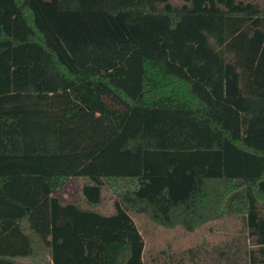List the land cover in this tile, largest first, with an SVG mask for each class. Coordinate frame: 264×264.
Returning <instances> with one entry per match:
<instances>
[{
	"label": "trees",
	"instance_id": "obj_1",
	"mask_svg": "<svg viewBox=\"0 0 264 264\" xmlns=\"http://www.w3.org/2000/svg\"><path fill=\"white\" fill-rule=\"evenodd\" d=\"M133 214L264 264V0H0V264H146Z\"/></svg>",
	"mask_w": 264,
	"mask_h": 264
},
{
	"label": "rangeland",
	"instance_id": "obj_2",
	"mask_svg": "<svg viewBox=\"0 0 264 264\" xmlns=\"http://www.w3.org/2000/svg\"><path fill=\"white\" fill-rule=\"evenodd\" d=\"M81 184V179L72 178L58 194L64 202H75L81 196ZM115 199L110 191H104L100 209L112 212ZM133 218L145 239L146 264H248L246 252L253 240L241 218L225 217L193 232L181 227L166 228L146 215L133 214ZM22 262L32 264L33 260Z\"/></svg>",
	"mask_w": 264,
	"mask_h": 264
},
{
	"label": "crops",
	"instance_id": "obj_3",
	"mask_svg": "<svg viewBox=\"0 0 264 264\" xmlns=\"http://www.w3.org/2000/svg\"><path fill=\"white\" fill-rule=\"evenodd\" d=\"M177 1H178V0H177ZM73 178H74V179L78 178V179H81V181H82V184H81V196H80L79 199H78L77 201H75V202H80V203H82L84 206L87 207V204L85 203V200H84V197H83V192H82V188H83V185H84V183H85V182H84L85 180H84V178H82V177H73ZM71 179H72V178H71ZM67 182H68V181H67ZM67 182H66V183H67ZM66 183H65V184H66ZM62 187H64V185H63ZM62 187H61V188H62ZM61 188H60V189H61ZM60 189H59V190H60ZM59 190H58V191H59ZM58 191L55 193V196H57V197L59 198L60 202H61L63 205L68 204V203L71 202V201H70V202H64V201L62 200V198L59 196V194H58L59 192H58ZM115 200H116V199H115Z\"/></svg>",
	"mask_w": 264,
	"mask_h": 264
}]
</instances>
